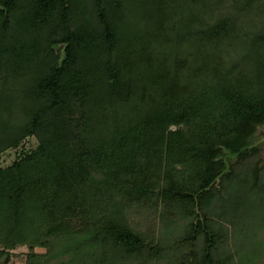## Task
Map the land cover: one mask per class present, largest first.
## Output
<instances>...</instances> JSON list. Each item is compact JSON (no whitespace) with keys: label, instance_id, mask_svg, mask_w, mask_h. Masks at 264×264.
Returning <instances> with one entry per match:
<instances>
[{"label":"trees","instance_id":"16d2710c","mask_svg":"<svg viewBox=\"0 0 264 264\" xmlns=\"http://www.w3.org/2000/svg\"><path fill=\"white\" fill-rule=\"evenodd\" d=\"M63 117L95 225L53 236ZM259 124L264 0H0V155L36 142L0 166V263L264 264Z\"/></svg>","mask_w":264,"mask_h":264},{"label":"rangeland","instance_id":"374dc122","mask_svg":"<svg viewBox=\"0 0 264 264\" xmlns=\"http://www.w3.org/2000/svg\"><path fill=\"white\" fill-rule=\"evenodd\" d=\"M65 46L64 43L60 47L59 64L65 58ZM73 120L68 117L59 118L55 121L54 125V135L51 136L50 145L54 149L55 162H57L60 167V173L53 176V178L48 182L51 187L54 184L59 187L63 199L59 204L50 206V209L54 211L55 218L53 221H49L55 232L53 236L63 232H69L72 234L87 233L90 226L95 225L93 223V207L90 203L79 201L77 195L78 190L87 182L88 173L91 172L88 165L82 163L84 159V149L78 145L80 127L75 124ZM78 132V133H77ZM29 140V139H28ZM32 139L30 141H25L23 147H18L16 149H9L0 155V166H6L10 164L14 159L19 158L25 152H30L36 146V142ZM248 143L251 146L261 148V161L264 164V124H259L256 126V130L252 136L248 139ZM235 158H232L234 160ZM78 188V189H77ZM82 196V195H81ZM99 206V205H98ZM226 223L231 226V223L239 225L247 224L251 220V216L248 211H234L231 212ZM225 217V218H226ZM45 227L43 232L46 239L51 236L50 231L53 230L51 226ZM51 227V230H50ZM96 227V226H95ZM99 227V224L97 225ZM240 228V227H239ZM51 233V232H50ZM49 234V235H48ZM49 242V241H48ZM48 244V243H47ZM53 244V243H52ZM50 245L39 246L35 245L34 252L37 254H43L48 252ZM199 247L197 248V251ZM28 252L27 246H19L14 252H8L6 257H2L0 264H26L25 254ZM6 258V259H5Z\"/></svg>","mask_w":264,"mask_h":264}]
</instances>
